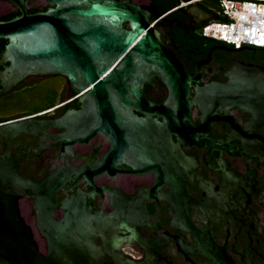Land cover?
<instances>
[{"label": "flooded vegetation", "instance_id": "af4514ba", "mask_svg": "<svg viewBox=\"0 0 264 264\" xmlns=\"http://www.w3.org/2000/svg\"><path fill=\"white\" fill-rule=\"evenodd\" d=\"M193 2L170 12L153 8L169 20L186 23V9ZM24 4L28 13L49 6L47 0ZM17 12L10 0H0V16ZM199 28L184 29L178 23L170 28V51L186 70L200 71L197 81H191L188 116L175 117L167 131L172 142L142 144L127 137L120 144L102 133L84 141L58 140L65 127L56 121L66 111L78 110L83 95L69 88L62 75H29L4 94L6 99L15 97L17 107L0 114V123L31 118L37 132L19 133L6 144L1 138L0 153L5 145L13 150L26 178L50 174L51 181L62 179L55 193L56 218L72 200L99 215L94 242H105L101 264H215L196 250L203 243L211 251L210 235L234 262L264 264V120L225 101L211 113V98L195 92L212 81L226 82L235 68L264 73V47L207 40L188 46L190 34ZM211 47L216 48L207 58ZM7 65L0 60V71ZM37 88L43 95L27 94ZM142 90L158 105L168 94L157 77ZM32 205L31 199L19 201L22 217L35 232Z\"/></svg>", "mask_w": 264, "mask_h": 264}, {"label": "water", "instance_id": "95a60500", "mask_svg": "<svg viewBox=\"0 0 264 264\" xmlns=\"http://www.w3.org/2000/svg\"><path fill=\"white\" fill-rule=\"evenodd\" d=\"M10 1L19 14L0 19V38L7 40L0 60L8 62L0 71V96L29 75H62L69 88L83 95L78 110L66 111L56 121L65 127L56 135L58 140L84 141L102 133L120 144L127 137L142 144L172 142L167 131L175 117L188 116L191 81H197L200 71L189 72L170 51V28L173 23L184 29L201 27L202 21L213 18L212 13L194 1L186 9L188 21L179 23L149 4L132 0H47L46 9L32 13L24 0ZM215 48L209 49L207 58ZM228 76L226 82L195 87L197 94L211 98L210 112L225 101L264 120V73L235 68ZM153 77L168 91L159 105L142 90L145 83L152 84ZM35 132L31 118L0 123L5 144L19 133ZM50 179V174L39 180L24 177L14 151L4 146L0 153V264H101L105 242H94L99 215L72 200L56 218L55 193L62 179ZM24 198L33 201L35 232L20 213L19 201ZM209 238L210 252L203 243L196 250L215 264H238L214 244L212 235Z\"/></svg>", "mask_w": 264, "mask_h": 264}, {"label": "built area", "instance_id": "2783aa9c", "mask_svg": "<svg viewBox=\"0 0 264 264\" xmlns=\"http://www.w3.org/2000/svg\"><path fill=\"white\" fill-rule=\"evenodd\" d=\"M193 1L197 0L180 1L170 11ZM219 7L223 20L206 21L201 25L202 35L235 47H264V0H219Z\"/></svg>", "mask_w": 264, "mask_h": 264}, {"label": "trees", "instance_id": "16d2710c", "mask_svg": "<svg viewBox=\"0 0 264 264\" xmlns=\"http://www.w3.org/2000/svg\"><path fill=\"white\" fill-rule=\"evenodd\" d=\"M180 1H189V0H151L149 5L155 8H160L161 10H163L164 12L169 11L170 9H172L175 6H178L180 4ZM201 3V6L211 12L213 14V19L212 20H223V17L220 16V14L218 13V10L220 9L219 7V0H197ZM182 7V6H179ZM177 7V8H179ZM176 9V8H175ZM174 10V9H173ZM172 11V10H171ZM17 13H11V14H7V15H1L0 19H9L15 15H17ZM206 23V22H204ZM203 23V24H204ZM209 41L210 43L212 42H216L219 40H216L214 38L211 37H207L201 34V27L198 29V32L196 34L192 33L190 34V39L188 40L187 45L188 46H201L203 45V41ZM7 42L6 39L0 38V52L3 50L5 43ZM223 42V41H220ZM4 95L0 96V109L2 107H7V106H14L16 105V103L11 99V98H5Z\"/></svg>", "mask_w": 264, "mask_h": 264}, {"label": "rangeland", "instance_id": "374dc122", "mask_svg": "<svg viewBox=\"0 0 264 264\" xmlns=\"http://www.w3.org/2000/svg\"><path fill=\"white\" fill-rule=\"evenodd\" d=\"M44 93V90L41 89V88H37V89H33L32 91L28 92L27 94L30 95V96H39L40 94ZM43 95V94H42ZM15 97H12V100L14 99ZM17 106L14 105L12 107L10 106H7V107H2L0 109V114H4V113H7V112H10L11 110L15 109Z\"/></svg>", "mask_w": 264, "mask_h": 264}]
</instances>
